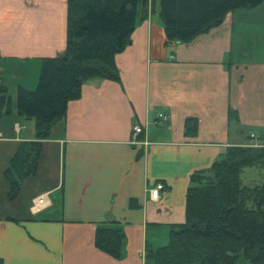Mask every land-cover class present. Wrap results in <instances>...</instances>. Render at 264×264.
I'll list each match as a JSON object with an SVG mask.
<instances>
[{"label": "crops", "instance_id": "crops-1", "mask_svg": "<svg viewBox=\"0 0 264 264\" xmlns=\"http://www.w3.org/2000/svg\"><path fill=\"white\" fill-rule=\"evenodd\" d=\"M137 8L131 41L116 55L120 78L82 84L11 200L4 171L19 143L35 138L36 120L18 112L8 82L37 85L42 58L65 50L68 0H0V84L11 95L0 117V264H153L147 247L186 219L192 173L264 134V53L249 51L258 38L264 45V0L229 10L189 41L168 39L157 0ZM189 116L195 135L185 132ZM42 192L51 204L34 210ZM104 221L123 228L121 257L95 243Z\"/></svg>", "mask_w": 264, "mask_h": 264}, {"label": "trees", "instance_id": "trees-1", "mask_svg": "<svg viewBox=\"0 0 264 264\" xmlns=\"http://www.w3.org/2000/svg\"><path fill=\"white\" fill-rule=\"evenodd\" d=\"M140 1L68 0L65 50L42 58L34 88L18 87L17 110L35 118L36 135L19 143L4 171L9 199L15 200L24 179L37 171L43 140L65 114L68 101L80 95L82 84L92 78H120L116 55L131 41ZM142 1L146 9L149 0ZM261 2L160 0V13L169 40L189 41L221 22L229 10ZM7 90L1 83L0 117L10 112ZM4 103L8 107L2 111ZM197 128V118L187 117L186 134L195 135ZM253 165H264V142L228 145L210 166L194 171L186 193V219L172 223L168 242L148 246L146 257L156 264H237L243 253L249 264H264V181L250 185L242 178L244 168ZM123 242L120 225L98 224L99 248L121 257Z\"/></svg>", "mask_w": 264, "mask_h": 264}, {"label": "rangeland", "instance_id": "rangeland-1", "mask_svg": "<svg viewBox=\"0 0 264 264\" xmlns=\"http://www.w3.org/2000/svg\"><path fill=\"white\" fill-rule=\"evenodd\" d=\"M158 1V5H160V0ZM259 41H257L256 43L254 42V44H252V46L249 48V51L253 52L256 50H259V52H263L264 50L262 49V47L264 46L261 39L258 38ZM260 52V53H261ZM33 75V73H31ZM9 79V78H8ZM13 80H10L9 83V91L11 93V95L13 96L14 99V104L16 106V94H17V86L15 85V83H13ZM29 87L28 88H34L36 86V83H29ZM25 117H22V121H25ZM243 143H239V144H253V145H259L261 143L264 142V139L259 135H253L252 137H248V138H243ZM242 178L244 183L246 184H250V185H254V184H260L264 181V165L263 166H259V165H253V166H247L244 168V171L242 173ZM169 240V233H167V238L164 239V244L167 243ZM153 264H156L153 260H152ZM237 264H249V260L245 257V255L243 253H240L239 258H238V262Z\"/></svg>", "mask_w": 264, "mask_h": 264}, {"label": "built area", "instance_id": "built-area-1", "mask_svg": "<svg viewBox=\"0 0 264 264\" xmlns=\"http://www.w3.org/2000/svg\"><path fill=\"white\" fill-rule=\"evenodd\" d=\"M160 116L166 118V115L163 113H160ZM143 126L140 124H135L134 125V132L135 134H139L143 131ZM135 141H137V136H135ZM165 187V184L161 181L157 182L153 187H151V196L154 198L159 197L161 190ZM51 204V199L48 194V192H42L38 195L35 196L34 201H33V208L34 210H41L44 209L45 207L49 206Z\"/></svg>", "mask_w": 264, "mask_h": 264}]
</instances>
